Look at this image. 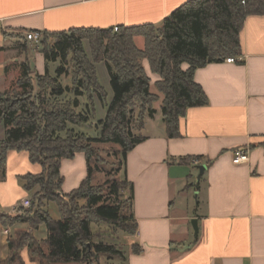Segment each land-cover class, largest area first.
<instances>
[{"label":"crops","instance_id":"0c3cea01","mask_svg":"<svg viewBox=\"0 0 264 264\" xmlns=\"http://www.w3.org/2000/svg\"><path fill=\"white\" fill-rule=\"evenodd\" d=\"M187 1L0 0V92L14 79V70H20L17 34L160 26ZM140 37L134 38L136 45ZM240 46L239 62L225 59L196 69L194 80L208 104L187 109L179 121L180 136H168L161 100L154 115L145 118V140L128 152L124 171L133 184L137 222L136 233L128 235L126 264H264V14L246 17ZM138 47L143 49L144 43ZM143 66L152 90L159 76L147 59ZM240 149L248 150L249 160L235 164L234 153ZM29 172H40L39 165L32 164L26 152L10 151L6 178L0 181V212L12 213L29 197L17 178ZM60 172L65 193L77 188L87 176L85 155L63 159ZM189 187L196 203L188 199ZM19 229L0 223V260L8 256V236ZM34 235L46 238V227ZM133 244L142 251L134 252ZM22 257L25 264H37L27 250Z\"/></svg>","mask_w":264,"mask_h":264},{"label":"trees","instance_id":"16d2710c","mask_svg":"<svg viewBox=\"0 0 264 264\" xmlns=\"http://www.w3.org/2000/svg\"><path fill=\"white\" fill-rule=\"evenodd\" d=\"M251 14H264V0H189L167 16L160 26L143 24L118 27V31L80 28L39 32L46 63L59 59L65 62L72 54L78 72L73 81L74 94L86 95L94 111L96 95L107 111L104 119L99 120V137H88L85 141L89 142L85 143V137L76 136L67 124L83 123L88 117L71 110L78 107L77 98L62 107H56L57 104L50 101V98L64 94L69 87H63L58 77L50 76L47 68L44 75L36 78L35 84L29 74V64L21 63L19 91L0 92V123L4 127V137L0 138V181L6 177L10 151L26 152L29 161L40 167L38 173L20 176L22 187L30 196L27 215L1 212L0 223L4 228L26 223L33 231L42 225L47 229L44 239H38L29 229L8 236V256L0 260V264H25L24 250L37 264H94L101 255L110 259L117 256L126 264V252L118 249L116 243L105 242L100 227L107 226L126 235L136 233L133 184L125 176L95 184V172L101 158L90 143L119 145L124 174L128 152L145 140L141 134L145 118L156 112L153 102L158 95L151 90V78L143 66L144 59L149 61L151 71L159 76L154 85L163 96L161 111L166 132L169 137L180 136L179 121L187 109L208 104L206 93L194 80L196 69L239 56L240 32L246 17ZM76 31L87 32L85 35L90 41L94 61L106 64L113 92L109 102L108 92L99 83L96 69ZM16 36L19 45L26 48L27 37ZM137 36L144 39L143 49L134 41ZM49 38H54V42L48 43ZM183 64L188 67L183 69ZM64 72V67L59 65L58 76ZM63 131H66L65 137L60 135ZM77 153L86 157L87 176L77 188L65 193L61 163L63 159H73ZM180 161L189 162V159L181 158ZM49 202L57 204L59 219L52 218L49 210L44 208ZM132 250L142 251L135 244Z\"/></svg>","mask_w":264,"mask_h":264},{"label":"rangeland","instance_id":"374dc122","mask_svg":"<svg viewBox=\"0 0 264 264\" xmlns=\"http://www.w3.org/2000/svg\"><path fill=\"white\" fill-rule=\"evenodd\" d=\"M77 35L81 37V43L83 45L84 51L89 58L90 62L93 64L94 68L96 69L97 72V78L99 83L106 89L108 92V99L107 102H109L112 99L113 92L112 88L110 85V78L109 74L106 68L105 62H95L92 52H91V47H90V41L86 37L85 33L83 31H76ZM106 41V40H105ZM54 38H49L48 43H53ZM144 40L143 38H138L137 39V45L140 47H143ZM42 48L43 45L41 43H27V47H21L19 45V50L18 54H20V59L19 63L17 65L19 66L20 63L27 62L29 64L30 70L29 74L31 77H33V80L35 81L38 76L44 75L46 68L48 69V73L52 77H58L59 83L63 87H69V90L66 91L64 94L61 96L57 97H52L50 98V101L53 102L55 105L57 104L56 107H62L66 106L65 104L68 101L73 100L74 98H77L79 101L78 107H74L71 110H73L75 113H82L88 117V121L83 122V123H78V124H72L68 123L67 127L68 128H73L76 136L82 137L84 136V142L87 143L89 141H85V139L93 138V137H99V132L101 129V125L99 123L100 119H104L106 115V105H103L94 95L95 99V111L93 110V106H90L89 101L86 97V95L83 96H76L74 94V78L78 75L77 72V67L74 62V57L72 54H70L65 62L61 61L60 59L57 60L56 62H48L46 63L43 53H42ZM24 49H26L24 51ZM17 54V55H18ZM16 65V64H15ZM59 65H62L64 67V73L61 76H58L56 73V70ZM41 70H40V69ZM20 70L16 69L13 72V77L14 79L10 83V85L6 88V90L1 91L5 93H13L19 91V85H18V79H19V73ZM36 84V81L34 82ZM152 86V84H151ZM152 92L158 95V99L153 102V107L155 109L156 106L159 105L160 100L162 99V94L159 93L156 89L155 86L152 88ZM69 107V106H68ZM4 127L0 123V134H3ZM61 136L65 137L66 136V131H63L60 133ZM3 138V136H2ZM93 147H95L100 154V162L98 166V171L95 172V177H94V183L95 184H101L103 183L106 179H123L124 174H123V165L120 160V154H119V145L111 143V142H106V143H97V142H91L90 143ZM33 166L30 164V167ZM21 175H19L17 178L19 180L20 186H22L21 183ZM6 178V177H5ZM5 178L3 180H5ZM23 188V187H22ZM192 187L188 188V199H191V203H196L195 201V191L191 189ZM38 187L34 189V191H37ZM186 195V194H185ZM30 197V196H29ZM28 197V198H29ZM3 208V207H2ZM45 209L49 210L50 216L54 219H59L60 218V213H59V208L56 203L54 202H49L46 204L44 207ZM10 209L9 207L3 208V210H8ZM29 208H20V204L17 205V207L14 209L12 213H8L9 215H25L27 212L26 210ZM1 213V212H0ZM6 213V212H5ZM27 215V214H26ZM15 227H20L18 231H23L25 229H29V231H33L32 229L28 228V224L26 223H21V224H16ZM96 227V226H95ZM16 231V233L18 232ZM101 233L104 235V240L105 242L109 243H116L118 249L125 251L129 247V240H128V235L123 233L122 231H114L112 229H109L107 226H101L100 227ZM15 232V231H14ZM34 233V231H33ZM12 235V233H11ZM16 235V234H15ZM12 235V236H15ZM39 239V238H38ZM61 264H79L75 262H67V263H61ZM94 264H123L122 260L115 256V258L110 259L105 255H101L99 257L98 262H94Z\"/></svg>","mask_w":264,"mask_h":264},{"label":"built area","instance_id":"2783aa9c","mask_svg":"<svg viewBox=\"0 0 264 264\" xmlns=\"http://www.w3.org/2000/svg\"><path fill=\"white\" fill-rule=\"evenodd\" d=\"M113 29H114V31H118L117 26L114 27ZM26 37L28 40L38 43L40 40V33L37 31H31V32H28L26 34ZM226 60L229 62H239L241 59L237 58V57L236 58L235 57H228V58H226ZM248 160H249L248 150L240 149L234 153L233 162L235 164L247 162ZM30 206H31V202H30L29 198H25L20 202V208H29ZM4 233L9 234V230L5 229Z\"/></svg>","mask_w":264,"mask_h":264},{"label":"water","instance_id":"95a60500","mask_svg":"<svg viewBox=\"0 0 264 264\" xmlns=\"http://www.w3.org/2000/svg\"><path fill=\"white\" fill-rule=\"evenodd\" d=\"M205 168H206V167H205L204 165L200 167V174H199V176H202V175H203ZM192 225H193L194 231H195V233H196V235H197V234H198V224H197V219H193V221H192Z\"/></svg>","mask_w":264,"mask_h":264}]
</instances>
